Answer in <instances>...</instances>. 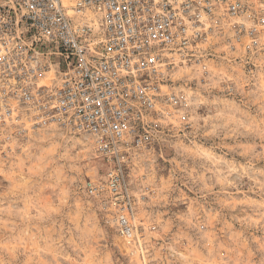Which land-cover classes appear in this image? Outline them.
I'll return each mask as SVG.
<instances>
[{
	"label": "built area",
	"instance_id": "2783aa9c",
	"mask_svg": "<svg viewBox=\"0 0 264 264\" xmlns=\"http://www.w3.org/2000/svg\"><path fill=\"white\" fill-rule=\"evenodd\" d=\"M204 2L0 0V129H57L89 144L107 170L85 189L113 212L128 243L140 227L127 162L157 141L174 63H201L183 50L217 31L233 52L264 35V0ZM203 12L217 28L187 39L190 25L203 27Z\"/></svg>",
	"mask_w": 264,
	"mask_h": 264
},
{
	"label": "rangeland",
	"instance_id": "374dc122",
	"mask_svg": "<svg viewBox=\"0 0 264 264\" xmlns=\"http://www.w3.org/2000/svg\"><path fill=\"white\" fill-rule=\"evenodd\" d=\"M251 56L252 49L243 60L236 58L249 75L257 71ZM201 84L207 81L194 80L189 86L195 89ZM224 87L226 91L221 95L247 100L236 93L234 84ZM167 104L162 105L165 114L158 116L161 127L157 141L131 153L127 162V178L138 200L136 223L140 237L135 253L129 251V243L114 224L113 212L100 197L90 196L85 189L87 180L104 176L107 170L89 144L57 129H29L22 134L0 129V264H30L28 249L46 250L40 255L49 264H75L85 250L103 254L108 264L115 252L122 253L117 264L166 263L162 257L174 259L171 249L181 235H191L202 246V234L185 223L191 202L199 201L210 213L223 211L225 215L228 205L218 197H205V185L196 178L202 163L182 155L179 137L168 122ZM182 106L180 101L176 108ZM198 111L207 115L210 108L201 106ZM232 179L245 189L251 186L246 177L234 175ZM153 184L154 190L150 188ZM143 216L154 221L158 231L142 226ZM233 222L239 229V221ZM161 232L165 233L164 239ZM251 232L262 234L257 228L247 234Z\"/></svg>",
	"mask_w": 264,
	"mask_h": 264
},
{
	"label": "clouds",
	"instance_id": "9594fccd",
	"mask_svg": "<svg viewBox=\"0 0 264 264\" xmlns=\"http://www.w3.org/2000/svg\"><path fill=\"white\" fill-rule=\"evenodd\" d=\"M200 2L202 8L209 7L204 0ZM227 7L221 5L215 15H225ZM257 7L264 9V4ZM201 24L203 27L199 28L189 26L187 39L191 40L198 32L207 33L209 29L217 28L216 21L206 12L202 13ZM225 26H230L227 21ZM261 31H264V25ZM230 35L233 33H227ZM254 43L256 41L249 39L243 46L237 45L238 50L233 52L232 45L226 43V36H221L218 31L211 33L203 42H197L195 48L183 50L200 59L201 63L193 60L189 64L186 59L187 62L182 64L174 63L168 73L172 80L164 89V96L170 100L168 122L179 137L182 155L195 157L202 163L196 178L205 185V197L220 198L228 205V215L223 211L210 213L199 201H192L185 223L189 229H197L205 243L201 246L191 235L177 237L171 249L174 259L162 257L166 264H264V36L259 41V48L252 49L250 57L257 71L246 74L243 65L236 63L237 57L242 60L247 57V49ZM194 80H206L207 84L193 89L189 85ZM226 84H234L236 93L247 100L238 101L221 95L226 91ZM177 99L183 102L179 109L176 108ZM201 106L210 108L207 115L199 113ZM188 127L190 132L186 131ZM234 175L246 177L251 186L240 187L232 179ZM150 188L154 190L155 185ZM233 221H239V229ZM140 223L152 232L158 231V226L148 216L140 217ZM252 228L259 229L262 234H247ZM228 233L230 235L224 241ZM160 235L165 238L164 232ZM133 236L137 239L129 240V251L135 253L139 236L135 232ZM40 251L28 249L30 264H49ZM121 255L115 252L111 264H117ZM75 264H108V261L101 253L85 250L76 258Z\"/></svg>",
	"mask_w": 264,
	"mask_h": 264
}]
</instances>
